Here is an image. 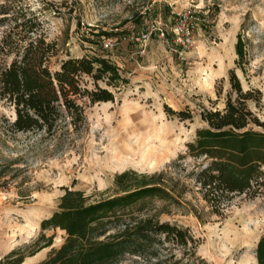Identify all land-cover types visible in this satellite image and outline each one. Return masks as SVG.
<instances>
[{"label": "rangeland", "instance_id": "1", "mask_svg": "<svg viewBox=\"0 0 264 264\" xmlns=\"http://www.w3.org/2000/svg\"><path fill=\"white\" fill-rule=\"evenodd\" d=\"M14 3L37 13L47 39L60 49L58 59L102 54L127 82L114 91L113 101L85 108L81 130L68 127L53 137L9 129L6 118H13V109L0 100V258L13 249H35L43 232L52 236L51 246L21 264L44 259L63 241L64 231L40 228L41 220L56 210L63 188L97 199L111 189L116 174L134 170L162 172L180 192L178 203H166L158 217L186 228L197 240L198 255L212 264H257L264 195L236 194L220 214L212 212L194 177L207 161L190 156L187 144L198 128L206 127L199 114L203 108L223 109L232 69L242 89L257 98L247 105L264 123V0ZM188 11L201 20L191 44L183 45L171 27L179 13ZM148 29V39L138 40ZM238 36L245 50L243 70L236 62ZM167 108L190 112L191 118L180 120ZM248 127L264 131L256 124Z\"/></svg>", "mask_w": 264, "mask_h": 264}, {"label": "trees", "instance_id": "2", "mask_svg": "<svg viewBox=\"0 0 264 264\" xmlns=\"http://www.w3.org/2000/svg\"><path fill=\"white\" fill-rule=\"evenodd\" d=\"M14 2L0 0V100L14 113L6 118L8 127L51 137L68 127L78 132L86 123L85 108L113 101L114 91L127 80L102 54L58 59L60 49L47 39L37 13ZM235 52L243 70L240 36ZM229 72L223 109L203 108L199 114L206 127L198 128L187 144L190 156L207 161L194 177L216 214L236 194L264 195V131L248 127H264L247 105L257 98L242 89L233 69ZM167 109L180 120L191 118L190 112ZM63 189L56 210L40 222L42 231H64L63 241L35 264H212L197 254V240L186 228L159 219L163 206L178 203L180 194L162 172L124 170L97 199L79 189ZM158 201L163 205L157 206ZM36 243L29 252L9 251L0 264H21L26 256L51 246L52 236L41 232ZM255 258L264 264V236L256 243Z\"/></svg>", "mask_w": 264, "mask_h": 264}, {"label": "built area", "instance_id": "3", "mask_svg": "<svg viewBox=\"0 0 264 264\" xmlns=\"http://www.w3.org/2000/svg\"><path fill=\"white\" fill-rule=\"evenodd\" d=\"M199 20H201V18L197 17L190 11L179 13L175 23L171 27V31L173 32L174 37H176V41L181 42L183 45H190L192 42L193 31ZM149 30L150 29L141 34L137 39L145 42L148 39ZM160 31L162 34L163 31Z\"/></svg>", "mask_w": 264, "mask_h": 264}]
</instances>
